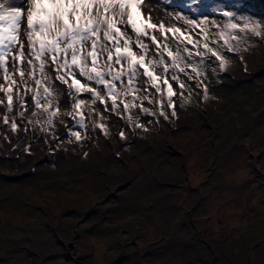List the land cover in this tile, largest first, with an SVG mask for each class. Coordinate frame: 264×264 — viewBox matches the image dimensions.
I'll return each mask as SVG.
<instances>
[{"label": "rangeland", "instance_id": "rangeland-1", "mask_svg": "<svg viewBox=\"0 0 264 264\" xmlns=\"http://www.w3.org/2000/svg\"><path fill=\"white\" fill-rule=\"evenodd\" d=\"M216 1L152 0L147 9L156 5L152 18L169 25L186 27L176 15L222 25L212 9L225 0ZM247 45L251 60L236 48L224 53V70L205 57L199 76L180 74L182 89L170 80L172 108L148 83L137 84L128 112L81 94L91 106L82 109L83 128L80 116L69 115L66 85L52 84L59 106L52 124L23 84L13 86L11 112L0 92V264H187L182 250L193 245L192 264H264V36ZM187 222L195 232L179 229ZM210 245L218 248L214 259Z\"/></svg>", "mask_w": 264, "mask_h": 264}, {"label": "snow or ice", "instance_id": "snow-or-ice-1", "mask_svg": "<svg viewBox=\"0 0 264 264\" xmlns=\"http://www.w3.org/2000/svg\"><path fill=\"white\" fill-rule=\"evenodd\" d=\"M212 11L224 18L222 25L206 16L176 15L174 19L186 26L182 27L154 20L145 11L144 0H27L26 9L21 0H0V71L5 81L0 92L7 99L6 107L12 111L13 86L19 89L23 84L44 122L52 124L59 114V106L52 105L55 81L66 85V97L73 99L69 115L81 117L80 128L85 126L82 109L91 107L81 94H87L92 105L111 101L107 106L113 112L120 104L128 112L139 98L137 84L148 83L157 93H166L172 108L175 93L169 81L182 89L181 73L188 80L194 79L188 69L201 74L200 66L192 63L194 55L200 57V64L207 57L224 70L229 62L224 53L237 50L233 42L264 36V0H225L223 8ZM211 28L217 30L210 34ZM194 29H199L195 37ZM16 127L13 122L12 131ZM98 127L103 130V123ZM70 135L80 139L78 131Z\"/></svg>", "mask_w": 264, "mask_h": 264}, {"label": "trees", "instance_id": "trees-1", "mask_svg": "<svg viewBox=\"0 0 264 264\" xmlns=\"http://www.w3.org/2000/svg\"><path fill=\"white\" fill-rule=\"evenodd\" d=\"M255 41V39H254V37L253 36H249L248 38H246V40H245V42H242V43H239V44H235V42H233L234 43V45H235V47L236 48H240V49H244V47L245 46H248L247 44H248V42H251V43H253ZM243 58H245V60L246 59H249V60H251L250 58H251V55L247 52V51H244L243 52ZM216 65H217V63H215ZM199 66H202V64H200ZM216 74H217V76H218V80H222V78H223V75L221 76L220 74H219V72L218 71H216L215 72ZM253 78V77H252ZM202 79V82L203 83H205V81H204V79L203 78H201ZM240 81H242V82H246V81H248V80H244V79H242V80H240ZM237 83H240V82H237ZM205 86H206V84H204ZM198 91V90H197ZM200 111H202V113H204L206 110H205V108H202V107H200V109H199ZM203 116V115H202ZM204 117V116H203ZM210 121H212V120H210ZM213 122V121H212ZM214 123H216V126H214V127H216L217 129H218V127H219V130H220V126H218V122L217 121H215ZM212 130L213 131H216V129H214V128H212ZM240 134H241V132H240ZM215 147H216V145H215ZM216 169H212L211 170V172L212 171H215ZM218 170H219V172H220V168H218ZM207 173V172H206ZM209 176H210V174H209ZM210 181H212V179H209L207 182H205L203 185H202V187H201V189L203 190L204 189V187L206 186V187H208V182L210 183ZM222 184V180L221 179H219V183L218 182H216L212 187H210V189L213 191V190H217L218 191V189L221 187V186H219V184ZM201 189H200V191L199 192H196V193H202V191H201ZM199 190V189H198ZM218 193V192H217ZM148 214H146V216H147ZM182 224H184L183 225V227L182 226H179V229H184L185 227H188V228H190L193 232H195L194 230L196 229V224L195 223H193V224H191V225H189V223L187 222V223H182ZM198 243H199V245H200V249L201 248H203L202 250H204L205 248H204V246L206 247L207 246V243H206V241L204 242V241H198ZM197 243V244H198ZM196 245V244H195ZM210 247L212 248V250H211V252H212V254H213V256L211 257V258H215V255L214 254H216L217 255V252H218V248H217V246L216 247H212L211 245H210ZM191 249H195L196 250V248H194V245L193 246H190V247H184V249L182 250V252H184V255H185V257H186V259H185V261H186V263L187 264H192L193 263V259H192V257H191V255H192V253H191ZM188 252H190L191 253V255H187L188 254ZM193 256V255H192ZM195 257V256H194ZM203 257H206L205 255L203 256ZM209 262H206V263H202V264H208ZM198 264V263H197Z\"/></svg>", "mask_w": 264, "mask_h": 264}, {"label": "bare ground", "instance_id": "bare-ground-1", "mask_svg": "<svg viewBox=\"0 0 264 264\" xmlns=\"http://www.w3.org/2000/svg\"><path fill=\"white\" fill-rule=\"evenodd\" d=\"M149 4V2L147 1V0H144V9H145V11L146 12H148V13H150L151 14V16L152 15H156L157 14V7H156V5H154V8H152V10H148L147 9V5ZM153 5V4H152ZM150 6V5H149ZM26 8H27V4H26V6H25ZM23 25V24H22ZM23 26H25V25H23ZM10 60V59H9ZM16 79H17V77H16ZM4 106V105H3ZM5 109V108H4ZM3 110V109H2ZM6 110V109H5ZM15 114V113H14ZM233 181L235 180V182H233V185H235L236 184V186H237V184H238V182L239 181H242V179H241V177L240 178H238V179H232ZM232 184V183H231Z\"/></svg>", "mask_w": 264, "mask_h": 264}]
</instances>
